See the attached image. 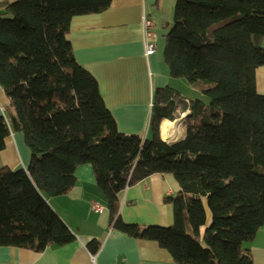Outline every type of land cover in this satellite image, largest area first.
I'll return each instance as SVG.
<instances>
[{"label": "trees", "instance_id": "obj_1", "mask_svg": "<svg viewBox=\"0 0 264 264\" xmlns=\"http://www.w3.org/2000/svg\"><path fill=\"white\" fill-rule=\"evenodd\" d=\"M111 0H0V150L10 131L30 152L26 169L0 165V246L42 251L75 235L49 204L91 166L111 228L155 241L175 264H252L242 246L264 224V0H176L163 34L162 60L172 79L199 92L190 98L154 88L148 136L120 132L96 78L68 39L74 16L106 10ZM187 112L183 117L180 115ZM183 135L160 137L163 119ZM153 173H170L180 191L164 196L167 226L124 222L119 193ZM99 242L87 243L95 253Z\"/></svg>", "mask_w": 264, "mask_h": 264}, {"label": "crops", "instance_id": "obj_2", "mask_svg": "<svg viewBox=\"0 0 264 264\" xmlns=\"http://www.w3.org/2000/svg\"><path fill=\"white\" fill-rule=\"evenodd\" d=\"M175 1L111 0L110 6L100 13L71 19L68 39L74 57L96 78L104 104L118 130L124 134L148 136L154 88L169 86L190 98L200 95L189 83L169 77L162 60L163 46L158 49L160 30L164 24L171 23ZM143 14L153 20L156 32V49L152 54H145ZM255 80L257 91L264 94V64L256 69ZM182 89L193 90L196 96L185 94ZM9 107L0 86V116L8 119ZM170 121L172 134L166 138L160 132L162 120L159 124L160 137L166 141L183 135L180 119ZM173 130L178 132L177 136ZM29 161L30 152L23 134L10 131L0 150V165L26 169ZM75 174L76 183L68 193L48 198L49 204L74 233V240L63 245L49 244L42 251L0 246V264H175L170 254L155 241L133 238L110 227L106 199L96 185L90 165H79ZM179 191L172 174H150L119 193V215L126 223L170 225L172 207L164 202V196ZM94 203L99 204L101 210L95 211ZM93 239L99 242L95 253L87 248V243ZM242 249L249 253L252 264H264V224Z\"/></svg>", "mask_w": 264, "mask_h": 264}, {"label": "built area", "instance_id": "obj_3", "mask_svg": "<svg viewBox=\"0 0 264 264\" xmlns=\"http://www.w3.org/2000/svg\"><path fill=\"white\" fill-rule=\"evenodd\" d=\"M141 21L143 38L145 42V54H152L156 49V32L154 30L153 20L150 18V16L143 14ZM92 207L95 211L101 210V206L97 203H94Z\"/></svg>", "mask_w": 264, "mask_h": 264}, {"label": "rangeland", "instance_id": "obj_4", "mask_svg": "<svg viewBox=\"0 0 264 264\" xmlns=\"http://www.w3.org/2000/svg\"><path fill=\"white\" fill-rule=\"evenodd\" d=\"M165 30V31H164ZM167 30H168V28L166 29V28H163V29H161L160 30V34H159V37H158V43H159V51H160V49H161V47L163 46V36H162V34L163 33H166L167 32ZM177 80H179V81H183V83H188L187 82V80H185V79H182V78H179V79H177ZM184 92H185V89H182ZM188 92V93H187ZM193 93V90H191V91H189V90H187L186 92H185V94H189V95H191ZM194 95H191V96H196V93H193ZM160 132H161V130H160ZM160 132H159V134H160ZM172 134V132H170V130L168 131V135L167 136H169V135H171ZM173 134L174 135H176V134H178V132L176 131V130H173ZM162 136V135H161ZM177 136V135H176Z\"/></svg>", "mask_w": 264, "mask_h": 264}, {"label": "bare ground", "instance_id": "obj_5", "mask_svg": "<svg viewBox=\"0 0 264 264\" xmlns=\"http://www.w3.org/2000/svg\"><path fill=\"white\" fill-rule=\"evenodd\" d=\"M173 123L169 119H163L161 124V135L163 138H166L168 131L171 129Z\"/></svg>", "mask_w": 264, "mask_h": 264}]
</instances>
